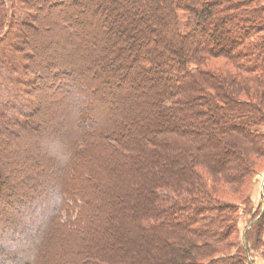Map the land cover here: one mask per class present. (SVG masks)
Instances as JSON below:
<instances>
[{
  "label": "trees",
  "instance_id": "16d2710c",
  "mask_svg": "<svg viewBox=\"0 0 264 264\" xmlns=\"http://www.w3.org/2000/svg\"><path fill=\"white\" fill-rule=\"evenodd\" d=\"M98 1H102L100 19L109 20L107 8L116 5L122 7L119 17L129 22L127 26H134L139 18L146 21L131 30L132 37L149 38L158 30L155 22L168 24V35L177 40L142 59L139 75L145 81L154 78L156 83L149 87L156 95L150 100L152 111L136 124H115L108 109H98L99 102L86 95L98 70L89 78L90 74L67 64V54L60 51L76 27L89 31L83 20H75L76 7ZM105 1L20 0L25 17L22 22H10L8 2L15 8L16 0H0V43L11 36L10 71L21 78L14 86L29 106L27 114L0 126V228L8 220L16 224L10 215L34 201V189L41 180L33 170L45 166L51 185L43 200L49 201L47 208L54 215L44 221L48 238L39 249L52 251L59 245L78 255L67 263L58 259L53 264L95 263L97 258L87 251L90 244L97 246L93 238L107 221L99 211L101 196L110 187L111 193L125 174H136L148 165L152 183L146 189L152 203L137 225L141 232L159 237L163 249L176 255L169 257L171 263L255 264L248 246L254 232L264 234L263 207L244 233L242 259L236 255L215 258L213 253L214 246L224 244L236 226L233 223L232 228L231 216L223 215L236 213L241 203L220 200L218 186L243 185L255 173L253 158H264V134L253 132L264 125V5L257 0L200 4L180 0V9L191 16L188 32L182 33L176 0H157L149 6L147 0ZM140 3H145L144 8ZM160 7H170L169 14H158ZM114 21L112 17L110 25ZM110 33L107 27L91 38L86 35V41L77 45L79 59L92 58L93 50L86 43L96 41L97 35L109 41ZM112 33L117 39L125 30L112 28ZM211 60L225 61L231 69L210 67ZM193 64L197 68L192 70ZM57 104L61 108H54ZM11 176L14 179L9 180ZM161 189L174 197L161 196ZM26 233L22 240L33 242L34 237ZM57 233L67 235L69 241L53 239L49 247L47 241ZM19 262L29 264L28 259Z\"/></svg>",
  "mask_w": 264,
  "mask_h": 264
},
{
  "label": "rangeland",
  "instance_id": "374dc122",
  "mask_svg": "<svg viewBox=\"0 0 264 264\" xmlns=\"http://www.w3.org/2000/svg\"><path fill=\"white\" fill-rule=\"evenodd\" d=\"M154 1L157 0H147V5L149 6ZM204 1L196 0V2H199L198 4ZM257 1L259 5H264V0ZM100 2L102 3V1H98L97 3H91L89 5L77 6L73 16H75V20H83L86 23V29L92 31V34L98 30L105 31L109 27L111 29V39L108 41L104 36L97 35L96 41L92 40L86 43L89 49L91 48L93 50L92 58L79 59L81 52L80 50H76L78 42H85L86 35L87 38H91L92 35L89 31L82 30L80 28L81 26H79L73 30L72 37H75V39L72 40V37L68 38L69 42L60 51H65L67 54L65 55L66 59H64L67 60V64L90 74L89 78H92L91 75H94L96 70H98L99 76L96 74L95 77H98L95 80H90L86 94L93 100L92 102H99L98 109L105 110V112L108 109L107 112L110 116H113L112 118L115 124L120 123V121L136 124L135 121L138 118L143 119L150 110L152 111L153 107L151 106L150 100L154 99L156 95L154 94L155 90L149 87L151 83H156L154 78H148L145 81V77L142 80L143 75H139V66L142 59L146 58L144 56H152L150 51H160L163 45L172 44L177 40L172 39L171 34L168 35V30H166L168 24H155V22L154 25L158 30L153 31L149 38L137 39L132 37L133 32L131 30L135 26L140 27L144 25L146 21L143 18H139L140 15H136V18L139 19L135 22L134 26H127L129 22L125 24L123 18L119 17L121 16L122 7L114 5L113 8L110 6L107 8L110 13L109 20L112 17L115 18L113 25H110L108 19H104L103 16L101 19L98 17V14L101 12L98 7ZM104 2L106 1L104 0ZM180 3V0H176L174 6L177 12L178 29L182 33H187L191 16L188 12L180 9ZM8 4L10 9H12L10 10L11 14L9 16L11 18L10 22H13V20L22 22V18L25 17V12L22 9L23 5L20 0H16L15 8L11 7V3L8 2ZM144 6L145 3H140L141 9ZM103 9L105 10L106 8ZM62 12L60 11V13ZM169 12L170 7H165L164 9L160 7L159 11H157L158 14L163 15L169 14ZM160 25L163 26L159 27ZM112 28H117L118 30L124 29L125 33L119 36L120 38L117 37L115 39ZM16 29L17 27L13 31L15 32ZM10 39L11 36L8 34L0 43V126L18 114H27L29 112L28 104L19 96L14 86V83L21 82L22 80L20 77L12 75L10 71L9 66L13 63L12 61V63L8 62V58L11 55L9 51ZM59 39L62 41L60 43L62 45L64 42L63 33L59 34ZM132 42L135 45L131 46ZM65 46L66 48L64 50ZM92 59L96 60V63L91 61ZM209 66L213 68H226V70L231 69L230 65L222 60H211L209 61ZM196 68L197 66L195 64L190 66L192 70ZM94 89L95 94H90L89 92L93 93L92 91ZM54 108L59 109L61 107L57 104ZM56 111L59 112V110ZM64 112L65 110L61 111V116H63ZM253 132L264 134V125L254 127ZM241 144L244 146V143ZM253 162L255 165V173L243 185L229 184L228 187L218 186L219 193L217 191L216 195L220 197V200L241 203H239L238 206L240 209L236 213L232 215L225 213L223 215L226 217L231 216L232 228L233 223L236 226L233 233L230 234V231L229 236L227 233L228 237L224 244L214 246L213 257L216 256L215 258L236 255L238 259H242L244 233L248 229L249 223L252 221L254 215L259 213L263 207L264 158L254 157ZM39 169L41 173H37L36 175L35 170L39 172ZM45 169V166L39 165L33 170L35 177L37 176L41 180V183L35 186L34 201L26 202L19 207L20 209L10 215L12 220H16L19 225L17 223L12 225L8 220L0 228L1 264H22L23 262L21 263L19 261H25L26 259L29 260V264H53L52 262L58 259L67 263L68 259L78 258V255H72L74 249L64 248L59 245L53 246L52 251L50 249H39L45 242V236L46 240L48 238L47 234L44 235V228H46L44 221L47 215L50 218L54 215V212L47 208L49 201L43 200L46 199L44 197L46 195V189L51 185V180L44 174L48 172L47 170L44 171ZM139 169L136 174H125L113 186L111 193H109L110 187L109 190L105 191L106 195L101 196L99 211L101 210V214L106 217L104 220L107 221L102 223L101 228L95 238H93V244H97L98 248L97 246H92V244L88 246L89 250L87 252L89 255L97 258L95 263L92 264H100L98 261L103 264H174L169 259L174 254L168 249H163L164 247L161 246L162 241L158 239L159 237L141 232L138 228V221L145 216L142 212L146 211L148 213L152 203V197L146 189L152 183L151 172L149 173L148 170L149 166H141ZM28 170L31 171V169ZM12 179H14L13 176L9 180ZM50 188L53 190V187ZM159 194L164 197H174L169 190L165 189H161ZM96 195L99 197L98 194ZM115 199H120L121 204H118ZM133 214H136V217ZM25 232H28L26 233L28 236L34 237L33 242L30 243V241L22 240ZM256 232L252 235L248 246L250 250L249 255L255 264H264V234L260 237ZM56 236L52 234L51 239L47 241L49 247L52 245L51 242H53V239L54 241L59 239L61 242L69 241V237L65 234L57 233ZM258 239L261 240L258 241ZM101 246H104L105 249L102 248L100 250L99 248ZM14 254H17L15 256L16 259L11 260V255L13 256ZM175 258L176 255H174ZM241 264H245V262Z\"/></svg>",
  "mask_w": 264,
  "mask_h": 264
},
{
  "label": "water",
  "instance_id": "95a60500",
  "mask_svg": "<svg viewBox=\"0 0 264 264\" xmlns=\"http://www.w3.org/2000/svg\"><path fill=\"white\" fill-rule=\"evenodd\" d=\"M263 211H264V202H263Z\"/></svg>",
  "mask_w": 264,
  "mask_h": 264
}]
</instances>
